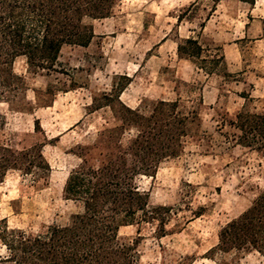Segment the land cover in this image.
Segmentation results:
<instances>
[{"label":"rangeland","instance_id":"374dc122","mask_svg":"<svg viewBox=\"0 0 264 264\" xmlns=\"http://www.w3.org/2000/svg\"><path fill=\"white\" fill-rule=\"evenodd\" d=\"M94 38L87 47L64 45L56 71L32 75L23 59L13 65L25 77L30 106L11 111L0 103L8 134L19 147L42 142L51 167L48 184L32 187L29 178L9 173L0 184V220L10 229L38 233L65 225L76 212L62 189L68 172L79 160L77 145L93 143L96 133L113 120L108 108L86 115L92 98L110 93L118 76L130 78L120 101L134 109L142 102L175 101L196 118L190 125L184 150L163 162L153 177H139L140 192L151 206L173 207L175 215L156 239L154 226H142L138 264H264L256 253H206L217 244L221 227L245 211L264 191V160L255 151L236 144L240 132L236 114L244 110L264 114V0L253 6L237 1L216 5L209 0H120L111 17L86 19ZM195 38L211 55L223 46L232 78L206 75L176 54L177 44ZM55 93L53 101L45 89ZM39 90L37 107L32 90ZM248 96L244 101L240 95ZM100 104L103 101L97 99ZM15 108V107H14ZM28 112L27 110H30ZM39 120L43 135L33 132ZM200 214L199 216H197ZM121 228V237L134 235ZM0 244V258L5 256Z\"/></svg>","mask_w":264,"mask_h":264},{"label":"trees","instance_id":"16d2710c","mask_svg":"<svg viewBox=\"0 0 264 264\" xmlns=\"http://www.w3.org/2000/svg\"><path fill=\"white\" fill-rule=\"evenodd\" d=\"M119 1L0 0V103L19 113L24 112L23 106L33 108L26 99L29 87L25 77L14 72L16 60H24L28 74L57 72L64 45L87 47L93 40V29L85 20L111 17ZM209 1L214 5L223 1L255 4V0ZM217 51L218 55L209 54L192 37L176 47L180 60L206 75L232 78L221 48ZM115 80L121 82L113 81L111 92L92 98L85 109L86 115H91L108 108L112 124L99 129L93 143L70 151L79 163L68 172L62 196L75 205L76 212L65 225H52L36 234L10 229L5 219L0 220V244L6 252L0 264H138L143 225L154 226L156 239L169 234L166 227L175 215L174 208L151 206L136 181L142 176L153 177L163 162L181 155L196 114L183 113L177 100L146 101L132 109L120 101L130 78L118 76ZM32 91L37 107H50L51 102L39 103L41 91ZM44 93L53 101L55 93L50 87ZM240 97L250 100L244 94ZM235 124L240 132L236 144L264 160V114L249 113L243 106ZM5 128V116L0 114V184L15 172L29 178L33 188L45 187L51 167L43 155L48 141L39 120H34L33 132L44 140L28 147H19L16 135L6 133ZM125 227H134V235L121 237L119 231ZM232 252L256 253L264 260V191L220 228L217 244L206 256L213 259L215 254Z\"/></svg>","mask_w":264,"mask_h":264},{"label":"crops","instance_id":"0c3cea01","mask_svg":"<svg viewBox=\"0 0 264 264\" xmlns=\"http://www.w3.org/2000/svg\"><path fill=\"white\" fill-rule=\"evenodd\" d=\"M256 1V0H255ZM221 50H222V53H223V55H224V59H225V62H226V66H227V72L229 73V74H231L232 75V73L229 71V69H228V67H229V63L227 62V57H226V54H225V51H224V49H223V46H221ZM60 56V55H59ZM59 59V58H58ZM243 99V98H242ZM244 100V99H243Z\"/></svg>","mask_w":264,"mask_h":264}]
</instances>
